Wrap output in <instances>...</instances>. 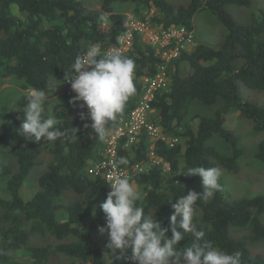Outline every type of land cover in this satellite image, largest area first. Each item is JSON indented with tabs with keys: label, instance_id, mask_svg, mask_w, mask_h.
<instances>
[{
	"label": "trees",
	"instance_id": "obj_1",
	"mask_svg": "<svg viewBox=\"0 0 264 264\" xmlns=\"http://www.w3.org/2000/svg\"><path fill=\"white\" fill-rule=\"evenodd\" d=\"M115 1L100 0L98 10H89L83 0H0V77L12 78L21 91L42 88L47 97L54 95L65 72L72 70L75 58L90 43L104 49L118 45L128 18L112 11ZM129 1L135 8L134 17L145 11L134 19H148L155 28L183 26L192 30L194 15L208 10L225 29L217 48L195 44L168 64V88L156 95L150 119L167 141L177 142L152 141L144 133L131 150L120 149L117 156L128 159V165L120 167L140 188L142 198L137 206L168 227L172 205L179 196L193 191L198 179L186 175L187 168L219 167L235 174L241 169L240 159L246 156V150L224 128L226 116L237 113L250 121L254 132H264V106L243 101L239 87L264 93V10L242 25L230 17L226 7H249L250 0H179L181 4L169 0ZM105 15L106 27L102 26ZM121 55L135 62L136 92L123 112L109 123L110 132L136 105L141 80L152 75L162 62L155 50L137 36L130 50ZM183 65L187 66L185 72L181 70ZM65 94L61 98L66 100ZM194 104L216 108L211 116H190ZM52 112L67 134L55 141H17L10 150L11 161L0 168V180L5 185L0 193V264H108L104 257L108 238L100 240L96 233L105 224L99 204L111 190L103 179L85 173L89 163L105 159V142L98 141L91 129L84 127L91 121L82 120L81 114L75 115L69 109ZM44 116L49 115L44 112ZM0 117L19 126L23 110ZM11 124L0 125L1 144L16 136ZM71 127L77 129L76 137ZM214 135L229 147L230 154L210 145ZM149 149L161 160L159 164L152 165ZM43 152L49 154V161L36 179L32 196L24 199L21 187ZM251 157L264 165V140ZM135 165L146 167V171L134 172ZM68 193L73 195L70 201ZM195 208L199 217H194V222L205 232L204 239L228 253L240 252L242 264H264V254L252 251L253 246L264 244V191L233 199L222 187L212 197L198 200ZM170 235V231L166 233ZM192 239L191 234H185L178 247L189 246ZM21 249L28 254L26 263L13 258ZM113 264L128 262L114 260Z\"/></svg>",
	"mask_w": 264,
	"mask_h": 264
},
{
	"label": "clouds",
	"instance_id": "obj_2",
	"mask_svg": "<svg viewBox=\"0 0 264 264\" xmlns=\"http://www.w3.org/2000/svg\"><path fill=\"white\" fill-rule=\"evenodd\" d=\"M135 68L130 57L118 51L107 52L99 44L90 43L75 58L72 70L65 72L64 80L59 81V84H70L75 93L69 104L75 106L82 102L79 106L87 108V115L82 112L81 119L90 120L91 124L86 123L84 127L90 128L100 142L107 141L109 123L123 112L126 102L136 92ZM21 97L26 98L27 106L23 110L18 135L29 141H55L67 134V129L58 126L54 115L44 116L48 98L45 89L31 88ZM2 117L0 125L5 123ZM71 132L76 137L77 129L71 127ZM128 163V159L121 156L113 162L112 168ZM186 175L200 177L203 194L189 191L179 196L172 205L169 226L164 227L153 215H145L143 207L137 206L142 197L134 182L126 176L114 174L108 184L111 191L99 204L105 224L98 231L108 236L104 255L108 264H113L114 260L128 264H242L240 252L228 253L215 247L212 241L204 239L205 232L194 222L197 201L206 200L222 190L219 183L222 170L219 167H190ZM169 231L170 238L166 236ZM185 234H191L192 242L189 246L178 247Z\"/></svg>",
	"mask_w": 264,
	"mask_h": 264
},
{
	"label": "rangeland",
	"instance_id": "obj_3",
	"mask_svg": "<svg viewBox=\"0 0 264 264\" xmlns=\"http://www.w3.org/2000/svg\"><path fill=\"white\" fill-rule=\"evenodd\" d=\"M169 2L174 4L182 3L179 0H169ZM83 4L89 10H98L100 8V0H83ZM226 10L235 22L246 25L250 22L252 15L257 14L260 10H264V0H250L249 7L227 6ZM112 11L117 14H123L127 16L128 19L140 18V15L143 16L145 14V11L142 10L139 13L140 15L134 17L135 8L129 0H116L112 4ZM15 14L17 15V13ZM151 14L152 13H150V16ZM192 24L195 44H204L211 48H217L222 42L225 29L215 14L208 10L198 12L194 15ZM107 25L108 19L107 15H105L102 18V26L106 27ZM14 84L17 83L12 78L2 79L0 77V115H7L13 111L24 110L27 106L26 98L21 97L25 95L27 91L19 90ZM239 87L240 95L243 101L254 102L257 105L264 106V93L250 91L243 88L241 85H239ZM65 92L66 89L64 83L58 85L55 93L53 90L54 95L49 96L45 103V114L52 115L53 109L58 111L69 109L75 115H79L82 112L87 113L86 107L81 108L79 106L82 102H78L75 106L69 104L70 99H72L75 93L71 96H67ZM64 94L67 97L66 100L61 98ZM215 108V106L207 107L194 104L190 108V116L196 114L211 116ZM5 123L11 124L9 121H6ZM19 126L11 124V130L16 134V136L9 138L6 144L0 143V168L6 166V164L11 161L10 150L12 146L17 141L24 139L23 136L18 135ZM224 128L232 132V134L238 139L237 143L246 150V156L240 159L239 164H241L242 161L243 164L240 170L238 168V173L235 174L221 169L222 175L219 183L225 189L227 196L237 199L249 192L264 191V165L260 164L253 157H251V153L255 151L257 144L264 140V132H254L253 125L250 121L240 118L237 113L226 116ZM209 143L210 145L215 146L219 152L230 154L229 147L217 135H214ZM48 155V153L43 152L41 158L39 159V163L31 170L29 177L23 183L20 194L24 199H29L35 191L36 179L45 170L49 161ZM166 172L168 173V171ZM3 188H5L4 180H0V193L3 192ZM136 188L140 192V188ZM193 191H204L200 177H198L195 181ZM4 197H7V195L4 194ZM66 197L70 201L72 200L73 195L68 193L66 194ZM194 217H199L197 210ZM96 234L100 240L108 238L107 233L101 234L100 232H97ZM252 251L254 253L264 254V244L253 246ZM13 258L23 263H26L27 260H29L27 252L22 249L16 251L13 254Z\"/></svg>",
	"mask_w": 264,
	"mask_h": 264
},
{
	"label": "built area",
	"instance_id": "obj_4",
	"mask_svg": "<svg viewBox=\"0 0 264 264\" xmlns=\"http://www.w3.org/2000/svg\"><path fill=\"white\" fill-rule=\"evenodd\" d=\"M145 40L151 46L162 62L156 67L152 75L146 76L141 80L140 96L136 105L129 111L127 116L118 121L116 127L110 132L109 138L105 141V159L89 163L85 173L93 178L103 179L109 184L114 174L130 177L129 172L122 167L113 169V162L117 159L120 149L123 151L131 150L145 133L147 138L154 141L157 139L167 141L160 128L152 122L150 115L153 114L152 102L156 95L168 88V64L176 58L182 50L195 45L193 30L186 27H172L162 30L153 27L148 19L140 20L129 18L125 24V31L118 38V45L112 49H104L107 52L118 51L120 54L126 53L132 46L134 37ZM103 54V52H102ZM67 89L66 95L71 96L70 84L64 83ZM175 143L177 140L167 141ZM149 158L153 164H159L160 159L149 149ZM146 167L135 165L133 170L137 173L145 172ZM164 170L168 171L166 165ZM110 188V187H109ZM111 190V189H110Z\"/></svg>",
	"mask_w": 264,
	"mask_h": 264
},
{
	"label": "crops",
	"instance_id": "obj_5",
	"mask_svg": "<svg viewBox=\"0 0 264 264\" xmlns=\"http://www.w3.org/2000/svg\"><path fill=\"white\" fill-rule=\"evenodd\" d=\"M181 70H182L183 72H185V71H186V66L183 65V66L181 67Z\"/></svg>",
	"mask_w": 264,
	"mask_h": 264
}]
</instances>
